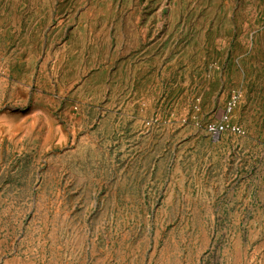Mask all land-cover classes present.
<instances>
[{
	"label": "rangeland",
	"instance_id": "374dc122",
	"mask_svg": "<svg viewBox=\"0 0 264 264\" xmlns=\"http://www.w3.org/2000/svg\"><path fill=\"white\" fill-rule=\"evenodd\" d=\"M0 264H264V0H0Z\"/></svg>",
	"mask_w": 264,
	"mask_h": 264
},
{
	"label": "built area",
	"instance_id": "2783aa9c",
	"mask_svg": "<svg viewBox=\"0 0 264 264\" xmlns=\"http://www.w3.org/2000/svg\"><path fill=\"white\" fill-rule=\"evenodd\" d=\"M211 131L215 132V130H211ZM211 131H210V132H211Z\"/></svg>",
	"mask_w": 264,
	"mask_h": 264
}]
</instances>
